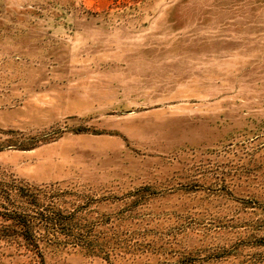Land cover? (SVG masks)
<instances>
[{"label":"rangeland","instance_id":"obj_1","mask_svg":"<svg viewBox=\"0 0 264 264\" xmlns=\"http://www.w3.org/2000/svg\"><path fill=\"white\" fill-rule=\"evenodd\" d=\"M0 264H264V0H0Z\"/></svg>","mask_w":264,"mask_h":264},{"label":"trees","instance_id":"obj_2","mask_svg":"<svg viewBox=\"0 0 264 264\" xmlns=\"http://www.w3.org/2000/svg\"><path fill=\"white\" fill-rule=\"evenodd\" d=\"M10 218L14 220L16 227H8L6 229L7 233L3 234L15 237L18 242H21L19 239L22 237L28 246L40 252L39 238L35 233L36 225H32L27 215L19 212H15L13 215H10Z\"/></svg>","mask_w":264,"mask_h":264}]
</instances>
